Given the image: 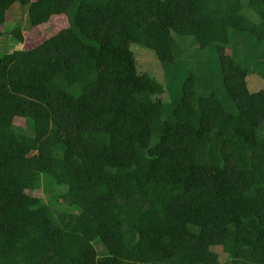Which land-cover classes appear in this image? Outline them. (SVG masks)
<instances>
[{
  "label": "trees",
  "instance_id": "16d2710c",
  "mask_svg": "<svg viewBox=\"0 0 264 264\" xmlns=\"http://www.w3.org/2000/svg\"><path fill=\"white\" fill-rule=\"evenodd\" d=\"M0 38V264H264V0H0ZM179 41L225 100L138 73Z\"/></svg>",
  "mask_w": 264,
  "mask_h": 264
},
{
  "label": "rangeland",
  "instance_id": "374dc122",
  "mask_svg": "<svg viewBox=\"0 0 264 264\" xmlns=\"http://www.w3.org/2000/svg\"><path fill=\"white\" fill-rule=\"evenodd\" d=\"M10 18L9 19L12 21H10L8 26L12 27L14 23H18L23 27L24 30L27 29V32L24 33L25 41L22 45L23 49L27 47H33L34 44L37 45L39 43L38 39L34 36L33 30L27 28L28 20L26 10H21L16 7L11 11ZM64 24L65 23H63V25ZM65 26L66 25H64V27ZM39 38L40 40L43 39L42 36ZM178 44L179 46L176 55L177 65L173 66V71L171 70L172 73L170 71V68L168 69L166 77V70H164L153 52L143 50L138 46H131V50L134 53L138 73L147 74L148 76L156 79L164 87L168 86L167 94L159 97L162 102L168 103L171 97L170 94L175 95L178 93L183 78L188 77L187 74L196 76L199 79L202 77V82L207 84V89H214L218 93L220 98L225 100L223 97V89L219 80L221 73L215 51H200L196 49L194 45H191L190 42L187 41H179ZM5 45L11 46L12 42L7 41L4 38H0V53L3 52V48ZM210 84H212V86ZM247 84L251 93L258 92L264 89V80H261V78L257 75L249 76L247 78ZM27 193L33 197H40L47 205L52 204L54 207L58 206L54 201L53 192L47 187H42L41 189L34 192L28 191ZM74 215L76 214L74 213ZM226 258V255H221L220 260L224 261L226 260Z\"/></svg>",
  "mask_w": 264,
  "mask_h": 264
}]
</instances>
